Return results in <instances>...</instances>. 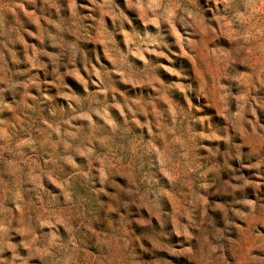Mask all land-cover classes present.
<instances>
[{"label":"clouds","instance_id":"obj_1","mask_svg":"<svg viewBox=\"0 0 264 264\" xmlns=\"http://www.w3.org/2000/svg\"><path fill=\"white\" fill-rule=\"evenodd\" d=\"M0 264H264V0H0Z\"/></svg>","mask_w":264,"mask_h":264}]
</instances>
